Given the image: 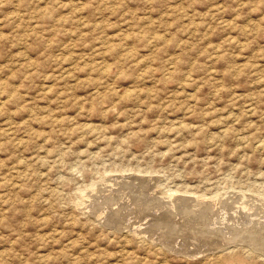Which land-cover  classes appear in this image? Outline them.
<instances>
[{
	"label": "rangeland",
	"instance_id": "374dc122",
	"mask_svg": "<svg viewBox=\"0 0 264 264\" xmlns=\"http://www.w3.org/2000/svg\"><path fill=\"white\" fill-rule=\"evenodd\" d=\"M263 199L264 0H0V264H264Z\"/></svg>",
	"mask_w": 264,
	"mask_h": 264
},
{
	"label": "bare ground",
	"instance_id": "6f19581e",
	"mask_svg": "<svg viewBox=\"0 0 264 264\" xmlns=\"http://www.w3.org/2000/svg\"><path fill=\"white\" fill-rule=\"evenodd\" d=\"M122 174H123V173H122ZM127 174H128V173H127ZM118 175H119V174H118ZM124 175H125V174H124ZM151 176H152V175H151ZM155 177H156V176H155ZM137 181H138V180H137ZM117 182H118V181H117ZM146 184H147V183H146ZM105 185H107V184H105ZM111 185H112V184H111ZM136 185H137V184H136ZM147 185H148V184H147ZM150 186H151V185H150ZM95 188H96V187H95ZM133 189H134V188H133ZM107 190H108V189H107ZM173 190H174V189H173ZM189 192H190V191H189ZM97 193H98V192H97ZM228 193H229V192H228ZM167 194H168V193H167ZM173 194H174V193H173ZM232 194H233V193H232ZM170 195H172V194H170ZM176 195H177V194H176ZM176 195H175V196H176ZM240 195H242V194H239V196H240ZM109 196H110V195H109ZM141 196H142V195H141ZM154 196H155V195H154ZM168 196H169V195H168ZM175 196H174V198H176ZM113 197H114V196H113ZM166 197H167V196H166ZM170 197L172 198V196H170ZM178 197H179V196H178ZM222 197H223V195H222ZM230 197L232 198V196H230ZM241 197H242V196H240V198H241ZM243 197H244V196H243ZM250 197H251V196H250ZM174 198H173V199H174ZM201 198H202V197H201ZM218 198H219V196H218ZM227 198H229V197H227ZM227 198H225V199H227ZM238 198H239V197H238ZM240 198H239V199H240ZM244 198H245V197H244ZM141 199H142V198H141ZM187 199H188V198H187ZM199 199H200V198H199ZM199 199H198V200H199ZM233 199H235V198H233ZM246 199H247V198H246ZM170 200H171V199H170ZM178 200H179V198H178ZM180 200H181V199H180ZM180 200H179V202H180ZM183 200H184V198H183ZM193 200H194V199H193ZM211 200H212V199H211ZM223 200H224V199H223ZM235 200H236V199H235ZM241 200H242V199H241ZM244 200H245V199H244ZM263 200H264V199H263ZM79 201H80V200H79ZM168 201H169V200H168ZM188 201H190V200H188ZM196 201H197V200H196ZM205 201H206V200H205ZM214 201H216V198H215ZM214 201H213V202H214ZM225 201H226V200H225ZM225 201H224V202H225ZM228 201H229V200H228ZM230 201H231V203H232L234 200H233V201L230 200ZM237 201H238V199H237ZM245 201H246V200H245ZM136 202H137V201H136ZM140 202H141V201H140ZM183 202H185V201H182V203H183ZM192 202H193V201H192ZM192 202H191V203H192ZM199 202H203V201L199 200ZM199 202L197 201L196 204H200ZM217 202H218V199H217ZM247 202H249V201H247ZM252 202H253V201H252ZM254 202H256V201L254 200ZM120 203H121V202H120ZM155 203H156V202H155ZM170 203H171V205H172V202H170ZM175 203H176V201H175ZM206 203H207V202H206ZM211 203H212V202H211ZM239 203H240V202H239ZM244 203H245V202H244ZM250 203H251V202H250ZM260 203H261V202H260ZM164 204H165V203H164ZM164 204H163V207H165ZM176 204H177V203H176ZM194 204H195V202H194ZM203 204H204V203H203ZM208 204H209V203H208ZM235 204H236V202H235ZM237 204H238V203H237ZM251 204H252V203H251ZM251 204H250V205H251ZM253 204H254V203H253ZM134 205H135V204H134ZM149 205H150V203H149ZM167 205H168V204H166V206H167ZM179 205H180V204H179ZM182 205H183V204H182ZM205 205H206V204H205ZM242 205H243V204H242ZM245 205H246V204H245ZM260 205H262V204H260ZM83 206H84V205H83ZM191 206H192V205H191ZM203 206H204V205H203ZM238 206H239V205H238ZM262 206H264V205H262ZM175 207H176V206H175ZM179 207H180V206H179ZM187 207H188V206H187ZM197 207H198V206H196V208H197ZM200 207H201V206H200ZM200 207H199V208H200ZM214 207H215V206H214ZM250 207H252V206H250ZM116 208H117V207H116ZM152 208H153V207H152ZM196 208H195V209H196ZM202 208H203V207H202ZM211 208H212V207H211ZM247 208H248V207H247ZM263 208H264V207H263ZM166 209H168V208H166ZM166 209H165V210H166ZM182 209H183V208H182ZM185 209H187V208H185ZM189 209H190V208H188L187 210H189ZM244 209H245V208H244ZM248 209H250V208H248ZM248 209H247V210H248ZM151 210H152V209H151ZM161 210H162V209H161ZM168 210H170V209H168ZM187 210H186V211H187ZM193 210H194V209H193ZM196 210H198V209H196ZM199 210H200V209H199ZM210 210H211V209H210ZM258 210H259V209H258ZM130 211H131V210H130ZM152 211H153V210H152ZM158 211H159V210H158ZM202 211H203V210H202ZM205 211H206L205 214H207V210H205ZM217 211H218V210H217ZM236 211H237V210H236ZM255 211H256V210H255ZM94 212H95V211H94ZM196 212H198V211H196ZM208 212H209V211H208ZM212 212H213V211H212ZM218 212H219V211H218ZM260 212H261V211H260ZM132 213H133V212H132ZM191 213H193V212H191ZM200 213H201V211H200ZM202 213H204V211H203ZM234 213H235V212H234ZM246 213H247V212H246ZM251 213H252V212H251ZM114 214H115V213H114ZM123 214H124V213H123ZM138 214H139V213H138ZM154 214H155V213H154ZM169 214H170V213H169ZM195 214H197V213H195ZM195 214H194V215H195ZM263 214H264V213H263ZM164 215H165V214H164ZM244 215H245V214H244ZM256 215H257V214H256ZM256 215H255V216H256ZM260 215H261V214H260ZM142 216H143V215H142ZM202 216H203V215H202ZM213 216H214V215H213ZM147 217H148V216H147ZM161 217H162V216H161ZM196 217H197V215H196ZM196 217H195V218H196ZM205 217H208V216H205ZM245 217H247V216H245ZM128 218H129V217H128ZM158 218H159V217H158ZM203 218H204V217H203ZM208 218H209V217H208ZM223 218H224V217H223ZM181 219H182V218H181ZM199 219H200V218H199ZM205 219H207V218H205ZM205 219H204V220H205ZM256 219H257V218H256ZM107 220H109V219H107ZM158 220H159V219H158ZM209 220H210V219H209ZM209 220H208V221H209ZM215 220H216V219H215ZM258 220H259V219H258ZM111 221H112V220H111ZM252 221H253V220H252ZM260 221H261V220H260ZM152 222H153V221H152ZM211 222H212V220H211ZM257 222H258V221H257ZM161 223H162V222H161ZM209 223H210V222H209ZM209 223H208V224H209ZM168 225H169V224H168ZM198 225H199V224H198ZM221 225H222V224H221ZM205 226H207V225H205ZM238 226H239V225H238ZM253 226H254V225H253ZM263 226H264V224H263ZM178 227H179V226H178ZM255 227H256V226H255ZM261 227H262V226H261ZM139 228H140V227H139ZM173 228H174V227H173ZM189 228H190V227H189ZM247 228H248V227H247ZM252 228H254V227H252ZM257 228H258V227H257ZM263 228H264V227H263ZM123 229H124V228H123ZM132 229H133V228H132ZM197 229H198V228H197ZM237 229H238V228H237ZM245 229H246V228H245ZM254 229H255V228H254ZM141 230H142V229H141ZM246 230H247V229H246ZM251 230H252V229H251ZM139 231H140V230H139ZM188 231H189V230H188ZM190 231H191V230H190ZM238 231H239V230H238ZM249 231H250V230H249ZM249 231H248V232H249ZM252 231H253V230H252ZM254 231H255V230H254ZM254 231H253V232H254ZM141 232H142V231H141ZM169 232H170V231H169ZM244 232H246V231L244 230ZM166 233H167V232H166ZM230 233H231V231H230ZM155 234H156V233H155ZM197 234H198V233H197ZM223 234H224V233H223ZM241 234H242V232H241ZM244 234H246V233H244ZM181 235H182V234H181ZM203 235H204V234H203ZM253 235H254V234H253ZM148 236H149V235H148ZM158 236H159V235H158ZM215 236H216V235H215ZM215 236H214V237H215ZM235 236H236V235H235ZM235 236H234V238H235ZM243 236H244V235H243ZM257 236H258V235H257ZM181 238H182V237H181ZM231 238H232V237H231ZM161 239H162V238H161ZM195 239H196V238H195ZM199 239H200V238H199ZM210 239H211V238H210ZM228 239H229V238H228ZM253 239H254V238H253ZM176 240H177V239H176ZM212 240H213V239H212ZM170 241H171V240H170ZM174 241H175V240H174ZM225 241H227V240H225ZM239 241H240V240H239ZM250 241H252V240H250ZM184 242H185V241H184ZM217 242H219V241H217ZM236 242H237V241H236ZM153 243H154V242H153ZM155 243H156V242H155ZM161 243H162V242H161ZM220 243H221V242H220ZM232 243H233V242H232ZM258 243H259V242H258ZM213 244H214V243H213ZM248 244H249V243H248ZM261 246H262V245H261ZM205 247H206V246H205ZM243 247H244V246H243ZM247 247H248V246H247ZM171 248H172V247H171ZM248 248H249V247H248ZM260 249H261V248H260ZM258 253H259V252H258ZM177 254H178V253H177Z\"/></svg>",
	"mask_w": 264,
	"mask_h": 264
}]
</instances>
